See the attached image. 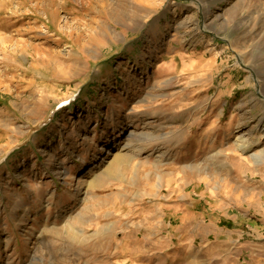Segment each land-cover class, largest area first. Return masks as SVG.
<instances>
[{
	"label": "rangeland",
	"instance_id": "374dc122",
	"mask_svg": "<svg viewBox=\"0 0 264 264\" xmlns=\"http://www.w3.org/2000/svg\"><path fill=\"white\" fill-rule=\"evenodd\" d=\"M261 41L264 0H0V264H182L186 182L264 183Z\"/></svg>",
	"mask_w": 264,
	"mask_h": 264
},
{
	"label": "crops",
	"instance_id": "0c3cea01",
	"mask_svg": "<svg viewBox=\"0 0 264 264\" xmlns=\"http://www.w3.org/2000/svg\"><path fill=\"white\" fill-rule=\"evenodd\" d=\"M253 28L260 29L256 24ZM259 44L258 49L264 50V42ZM224 95L221 92L218 98ZM236 146L251 150L253 143L241 141ZM247 163L244 158H232L230 182L223 179L213 192L202 179L185 183L195 203L182 211L180 221L169 225V246L159 251L158 258L182 264H264V183L254 182Z\"/></svg>",
	"mask_w": 264,
	"mask_h": 264
},
{
	"label": "bare ground",
	"instance_id": "6f19581e",
	"mask_svg": "<svg viewBox=\"0 0 264 264\" xmlns=\"http://www.w3.org/2000/svg\"><path fill=\"white\" fill-rule=\"evenodd\" d=\"M241 146H243V145H241ZM243 147H246V146L244 145ZM114 155H115L114 157L116 158V155H117V154L115 153ZM122 159H123V157H119V159L117 160V162L114 163V164L121 163ZM113 161H114V160H113ZM114 164H113V165H114ZM113 165H112V166H113ZM118 165H119V164H118ZM116 166H117V165H116ZM113 167H114V166H113Z\"/></svg>",
	"mask_w": 264,
	"mask_h": 264
}]
</instances>
